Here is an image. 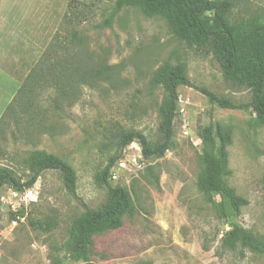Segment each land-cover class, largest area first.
<instances>
[{
  "label": "rangeland",
  "instance_id": "374dc122",
  "mask_svg": "<svg viewBox=\"0 0 264 264\" xmlns=\"http://www.w3.org/2000/svg\"><path fill=\"white\" fill-rule=\"evenodd\" d=\"M212 1L230 3L229 21L241 29L264 23V0ZM115 2L0 0V53L8 55L7 63L4 55L0 60L15 79L16 94L30 76L33 81L36 75L38 81L53 77L47 79L49 86L41 83L45 86L28 98L25 108L2 115L0 168L23 174L33 152H46L75 170L78 196L66 191L57 171L42 173L24 192L4 187L0 264H81L64 247L85 207L97 210L107 203L99 178L117 154L121 135L134 131L152 145L163 141L159 109L165 91L152 81L167 64L182 66L194 85L177 89L172 148L151 159L143 157L138 142L122 152L110 178L128 195L121 226L93 231L91 260L264 264V255L222 245L234 225L264 243V124L249 111L211 105L196 87L238 105L251 101V91L226 79L210 46L188 45L162 14L134 4L117 10ZM59 61L68 65L64 74L70 76L63 78L72 95L58 97L54 87V75L63 70ZM95 70L103 71L99 78H93ZM209 124L230 132L226 181L248 202L230 221L216 217L199 184L200 133ZM217 136L223 143L218 130Z\"/></svg>",
  "mask_w": 264,
  "mask_h": 264
},
{
  "label": "trees",
  "instance_id": "16d2710c",
  "mask_svg": "<svg viewBox=\"0 0 264 264\" xmlns=\"http://www.w3.org/2000/svg\"><path fill=\"white\" fill-rule=\"evenodd\" d=\"M126 4L139 5L150 12L162 14L168 19L175 33L188 45L199 48L210 46L226 79L246 86L251 91L252 98L248 104L238 105L206 89L196 87L197 90L207 98L211 105L225 110L249 111L256 116L259 123L264 124V23L251 24L241 29L229 21L228 13H230L231 4L218 5L212 0H116L115 2L117 10ZM72 36L76 37L75 34ZM78 43L82 44V41ZM59 65L63 68L62 72L56 76L52 73L55 77L53 82L58 97L66 94L67 96L72 95V92H69L71 88L63 78L70 76L64 74L69 69L68 65L62 61H59ZM80 66L79 64L77 69ZM101 72L103 71L95 70L93 78L94 76L99 78ZM89 76L88 74L87 77ZM48 78L53 77L43 76L40 81H38V75L34 77L35 81L31 80V76L27 78L5 110L4 117L6 114L11 115L19 106L25 108L28 98L38 89H43L45 85L41 83L47 84ZM152 85L162 86L165 91V97L159 109L163 141L152 145L141 132L129 131L121 135L117 145V154L109 159L99 178L101 184L107 189V203L97 210H91L84 205V212L75 220L69 232L70 238L64 248L75 262L94 264L90 256V246L95 229L109 230L121 226V216L128 195L124 189L112 186L110 178L111 170L122 158V152L126 147L138 142L145 159L162 158L172 148L174 121L178 109L177 89L180 86L193 87L194 85L188 80L182 66L172 67L169 64L155 74ZM4 117L1 118L0 123ZM217 130L222 135L223 143L217 136ZM217 130L213 124L206 125L201 130L199 184L216 217L230 221L241 215L242 208L248 202L227 184L226 177L230 174L227 145L232 142L231 134L230 132L223 133L221 127ZM25 166L26 170L23 174L9 168H0V191L4 187H9L16 192L30 190L42 173L57 171L63 179L66 191L78 199L76 172L67 162L46 152L36 151L32 153L31 159L25 162ZM216 198L219 201H216ZM222 245L224 248L241 247L264 255V243L238 225H234L225 234Z\"/></svg>",
  "mask_w": 264,
  "mask_h": 264
},
{
  "label": "crops",
  "instance_id": "0c3cea01",
  "mask_svg": "<svg viewBox=\"0 0 264 264\" xmlns=\"http://www.w3.org/2000/svg\"><path fill=\"white\" fill-rule=\"evenodd\" d=\"M0 54L4 55V62L7 63V53ZM4 62L0 60V119L16 95L15 79L12 74L8 73Z\"/></svg>",
  "mask_w": 264,
  "mask_h": 264
}]
</instances>
